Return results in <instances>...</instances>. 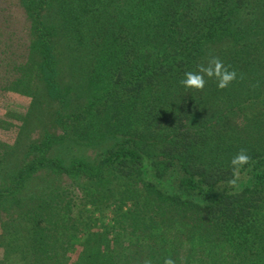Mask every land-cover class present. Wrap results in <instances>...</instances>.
I'll use <instances>...</instances> for the list:
<instances>
[{
	"label": "trees",
	"instance_id": "obj_1",
	"mask_svg": "<svg viewBox=\"0 0 264 264\" xmlns=\"http://www.w3.org/2000/svg\"><path fill=\"white\" fill-rule=\"evenodd\" d=\"M20 4L28 44L7 85L32 74L27 116L52 110L0 176L3 264H163L180 249L183 264H264V0ZM210 51L237 80L185 89Z\"/></svg>",
	"mask_w": 264,
	"mask_h": 264
},
{
	"label": "rangeland",
	"instance_id": "obj_2",
	"mask_svg": "<svg viewBox=\"0 0 264 264\" xmlns=\"http://www.w3.org/2000/svg\"><path fill=\"white\" fill-rule=\"evenodd\" d=\"M28 37L27 23L21 8L20 0H0V149L2 147L8 152L11 150V155L7 152L8 154L3 156L4 159L1 158L0 160V176L1 178L5 177L7 183L9 181L7 174L14 169V166L12 164L7 165L9 163H7L6 160L13 161L15 158L17 162L20 160L25 145L29 141L32 142L40 137L44 124V117L46 115L48 116L52 110L51 109L48 112V109L46 108L47 111L40 112L43 105L42 107L39 105V110L35 111L33 109V112L29 114L31 116H27V106L30 100L33 102L34 99L35 107L37 106L36 102L39 97V89L41 88L40 81L37 82L32 74L29 73L27 81L25 79L20 81L17 88L10 87V84L7 85V83L11 82L14 77V72L9 68L11 67V63L15 62L22 67V63L25 60L24 52L26 50V45L28 44ZM31 68H33V66ZM30 71L32 72V70ZM4 85H7V87ZM39 101H41V99H39ZM38 111L39 113H37ZM71 145L73 144L71 143ZM71 145L65 144L57 148H60L63 153L71 155L73 152H77L71 147ZM85 149L84 151L79 150V152L92 156V151L90 149L85 151ZM89 151H91V153ZM45 178L54 183L59 181L57 177L51 178V176H47ZM21 225H17V223L7 225L9 230L16 227L15 230L17 231V235H15V231L12 234L15 235L16 242H20V237L24 232V223H21ZM19 233L21 235H19ZM202 236L203 239H205V234ZM202 236L200 230L199 236L193 238L194 241H196L195 245H198L201 240V247H199V250L204 246L206 253V246H209V243H211V251H213V243H215V241H213L212 238L214 239V237H207V241H203V239H201ZM17 237H19V241H17ZM183 238L185 239V237ZM216 249L217 247L215 243L213 257L215 256V253H217L216 255L218 259L219 253ZM211 251H209L210 257ZM195 253H197V248ZM70 258L73 259L72 256H70ZM183 258L184 251L183 249H180L173 260L175 264H183ZM0 264H3L1 259Z\"/></svg>",
	"mask_w": 264,
	"mask_h": 264
},
{
	"label": "clouds",
	"instance_id": "obj_3",
	"mask_svg": "<svg viewBox=\"0 0 264 264\" xmlns=\"http://www.w3.org/2000/svg\"><path fill=\"white\" fill-rule=\"evenodd\" d=\"M237 72L231 69L230 66L225 65L223 60L213 54L208 53L206 62L197 65L195 71L185 72L184 78L180 81L185 89H193L202 91L209 79L216 81L218 89L228 88L234 81L237 80ZM240 79H243L241 74ZM251 161L246 149H240L231 159L230 164L232 168L233 178L228 181L230 186L235 187L240 178V170ZM143 264H152L151 260H144ZM163 264H175L171 257L164 259Z\"/></svg>",
	"mask_w": 264,
	"mask_h": 264
}]
</instances>
